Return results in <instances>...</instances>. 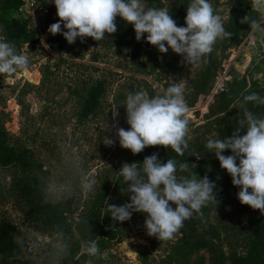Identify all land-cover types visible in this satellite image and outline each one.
Returning a JSON list of instances; mask_svg holds the SVG:
<instances>
[{"label":"rangeland","instance_id":"374dc122","mask_svg":"<svg viewBox=\"0 0 264 264\" xmlns=\"http://www.w3.org/2000/svg\"><path fill=\"white\" fill-rule=\"evenodd\" d=\"M24 1L20 10L11 15L27 19L40 33L41 44L32 48L24 45L20 50L28 56L25 68H17L5 77L0 75V122L12 135L14 144H26L49 169L48 200H63L74 207L71 217L74 235L42 229L30 221L18 183L19 174L14 167L0 166L3 191L0 223L11 222L20 228V240L28 243V256L37 264H67L77 247L85 244L78 226L79 214L89 207L101 186L110 182L122 164L129 161L128 149L119 145L116 135L117 127H129L123 106L126 95L143 90L150 97L149 86L161 94L170 84L180 83L188 107L185 139L190 152L189 163L193 167L205 165L215 158L205 147L207 139H218L220 131L228 128L227 124L217 121L220 114L216 95L224 88L228 90L235 77L240 81L248 79L247 69L264 53V37L251 31L244 35L247 24L241 20L251 13L264 25V17L252 8L251 0H209L213 12L222 19L224 30L231 35L218 38L205 58L188 65L171 49L160 53L143 37L137 41L132 36L133 30H128L130 44L127 45L124 40L127 31L122 34L117 24L115 33H106L99 41L84 37L83 41L77 38L69 44L60 33L48 32L49 26L59 20L52 0L45 3ZM143 4L145 8H166L178 26H186L181 0H163L160 5ZM61 28L66 31L63 24ZM0 39L5 40L1 22ZM46 67L48 75L41 83ZM98 78H105L108 84L102 107L97 114L82 118L79 95L83 87ZM251 80L264 85V62L260 61L252 70ZM200 86L205 90L197 93ZM114 109L119 114L115 120L112 117ZM241 115L237 112L233 120L239 121ZM207 123L209 127L197 128ZM187 169L178 168L177 177L192 175ZM227 175L221 167H207L202 174L193 176L197 179L207 176L212 180ZM89 180L94 181L91 190L83 187ZM215 199L185 220L193 222L196 230L202 233L211 231L217 235L218 248L196 252L192 259L194 262L199 259L202 264H215L217 257L223 255L226 264H231V256L235 250H240L245 230L264 214L242 205L236 193L215 195ZM144 219L145 214L133 212L128 220L131 233L109 244L102 254L106 261L96 263L89 258L84 264H164L163 260L182 234L174 233L170 239L159 241L147 234ZM139 251L146 254L147 259Z\"/></svg>","mask_w":264,"mask_h":264},{"label":"clouds","instance_id":"9594fccd","mask_svg":"<svg viewBox=\"0 0 264 264\" xmlns=\"http://www.w3.org/2000/svg\"><path fill=\"white\" fill-rule=\"evenodd\" d=\"M51 3L56 7L59 20L49 26L48 32L60 33L69 44L77 38L83 41L84 37L99 41L106 33H115L114 21L119 16L131 24L137 41L143 37L160 53L171 49L182 57L183 63L190 65L205 58L218 38L231 35L224 30L222 19L213 12L209 0H189L184 18L186 26H178L166 8H145L142 0H52ZM251 5L264 17V0H251ZM241 23H247L251 32L264 37V25L257 20L249 22L244 17ZM62 24L66 31H62ZM27 60L25 53H16L10 42L0 39V75L5 77L17 68H25ZM248 102L264 105V96L253 92L244 95L242 101H236L243 109V118L239 119L246 125L243 134L237 128L231 137L207 139L205 147L208 153L215 154L220 167L230 175L231 183L239 188L236 193L239 202L264 214V117L244 108ZM123 106L129 127L116 129L122 148L134 155L147 146L170 147L181 155L188 148L185 139L188 107L180 83L174 82L161 94L151 97L143 90L130 92ZM118 115L116 109L112 110L114 120ZM220 116H225V112ZM226 149L231 154L224 155ZM187 166L184 162L177 165L171 158L161 162L155 153L146 156L139 166L136 162L122 164L118 174L127 184L129 202L116 206L105 200L109 216L115 222H123L129 220L133 212L143 213L144 228L149 236L159 241L170 239L184 220L194 212L199 213L207 202L216 200L215 184L207 176L177 177V167L187 171ZM93 183L89 180L83 187L91 190ZM97 252L95 240L81 245V254L94 256Z\"/></svg>","mask_w":264,"mask_h":264},{"label":"trees","instance_id":"16d2710c","mask_svg":"<svg viewBox=\"0 0 264 264\" xmlns=\"http://www.w3.org/2000/svg\"><path fill=\"white\" fill-rule=\"evenodd\" d=\"M37 2L45 3L48 0H35ZM150 5H160L163 0H142ZM181 12L186 13L189 0H181ZM25 4L24 0H0V22L2 23L3 34L6 41L14 46L15 52L18 54L24 45L34 47L41 44L40 33L35 27L29 24L25 18H18L11 15L12 12L19 11ZM247 20H257L251 13H248ZM120 28V31L125 33L124 40L127 45L130 44L128 40V30H133L132 36H135L134 29L131 24L123 21L119 16L114 21ZM247 24V23H246ZM249 25H246L244 35L248 33ZM49 45V42H46ZM264 62V53L258 62H254L246 71L248 79L238 80L236 77L230 88H225L216 95L218 100V113L225 112V116H217V121L227 124L228 128L223 132L220 131L218 139L231 137L237 128L243 134L246 125H242L239 121H234V114L241 112L243 109L236 104V101L241 100L246 94L257 93L264 96V85H259L256 81H249L252 70L259 62ZM42 73V81L48 75V69ZM236 74L237 71H236ZM201 86L197 88V93L205 89ZM108 89V84L105 78H98L83 87L79 96L81 98L80 115L82 118H88L95 115L102 107V100L105 97ZM149 95L154 96L160 94L152 86L148 87ZM235 105V107H233ZM244 108L253 112L258 117H264V105L254 104L248 102L244 104ZM243 118V116L241 115ZM199 127H209L208 123L198 125ZM155 153L161 162H166L168 158L176 161L177 165L181 162L188 163V168L192 175L198 176L204 172L207 167L220 168L218 159L212 158L207 161L205 165L191 166L189 163V149L184 153L177 154L170 147L156 145L147 146L140 153L132 154L128 149L129 161L128 163L136 162L138 166L143 162L146 156ZM224 155L231 154L230 150H225ZM0 166L14 167L19 174L18 183L21 194L27 207V214L30 221L42 229H55L62 235H74V223L71 220L75 212L74 207L63 200L52 202L47 198L46 179L49 176V169L45 167L44 163L38 160L34 151L26 144H14L12 135L6 130L0 122ZM178 169V167H177ZM214 182L213 189L215 195H233L239 191L237 186L231 183L229 175L220 178L209 180ZM127 184H124L122 177L116 171L110 182H105L104 185L97 191L89 207L82 211L78 218V226H80L85 244L90 240H95L98 245V252L94 256H89L80 253L81 246L79 245L72 257H70L67 264H84L87 259H94V261L103 263L106 259L102 256L109 244L120 241L127 237L132 227L129 221L115 222L109 216L105 207V200L109 204L120 206L129 202V195L127 193ZM3 191L0 188V197ZM193 222L185 221L182 227L176 232L182 235L178 238V244L167 254V259L163 260L164 264H202V261H193V256L196 252L201 250L214 251L218 248L216 243V232L202 233L196 230ZM184 227V228H183ZM20 228L11 222L0 223V264H37L36 260L28 256L29 245L26 241L20 240ZM240 250H235L231 256V264H264V215L251 222L245 230V234L240 244ZM144 259L147 255L139 251ZM3 259H6L4 262ZM219 264H226L225 257L220 255L217 257ZM215 263V264H218Z\"/></svg>","mask_w":264,"mask_h":264}]
</instances>
